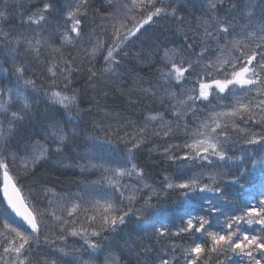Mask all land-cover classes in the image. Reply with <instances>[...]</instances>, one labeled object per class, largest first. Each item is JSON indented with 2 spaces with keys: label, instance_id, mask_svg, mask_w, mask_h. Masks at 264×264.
<instances>
[{
  "label": "snow or ice",
  "instance_id": "snow-or-ice-1",
  "mask_svg": "<svg viewBox=\"0 0 264 264\" xmlns=\"http://www.w3.org/2000/svg\"><path fill=\"white\" fill-rule=\"evenodd\" d=\"M108 6L115 10L101 14L89 10V0H0V192L8 217L0 264H65L66 257L68 264H97L101 254L102 264H206L213 257L215 264L234 258L264 264V0H108ZM134 11L139 19L130 15ZM161 18L173 22L168 35L146 36L152 40L148 48L141 41L130 52L145 26ZM109 26L111 43L101 35ZM69 47L76 55H65ZM101 53L105 63L96 67ZM133 62L150 71L128 87L118 80L119 70ZM81 76L93 92L106 86L120 91L142 121L115 113L124 123L112 129L93 118L114 114L74 86ZM227 93L232 101L223 111L197 116L203 111L197 101H222ZM85 116L103 136L85 131ZM124 127L133 131L121 136ZM181 132L183 144L162 149L169 167H176L155 180L148 165L136 162V151L153 138H179ZM117 142L125 146L122 155L105 158ZM236 145L240 154L230 155ZM77 149L85 162L75 167L100 174L85 181L82 191L60 195L39 178L24 183L37 177L41 165L59 164L66 151ZM173 149L184 151L177 155ZM159 150L153 146L149 153ZM53 155L60 159L51 160ZM170 217L181 224L162 222ZM50 222L58 227L56 240L81 237L84 245L65 243L57 258L34 261L33 246ZM183 236L188 246L162 245Z\"/></svg>",
  "mask_w": 264,
  "mask_h": 264
},
{
  "label": "trees",
  "instance_id": "trees-1",
  "mask_svg": "<svg viewBox=\"0 0 264 264\" xmlns=\"http://www.w3.org/2000/svg\"><path fill=\"white\" fill-rule=\"evenodd\" d=\"M124 1L125 0H113V4L118 5V4L124 3ZM9 2H11V0H9ZM185 2H187V0H185ZM127 3H130V0ZM188 7L189 9H191L192 5L189 4ZM197 7H199L198 4H197ZM94 8L100 9L101 14H103L104 12H113L115 10L114 7L110 8L108 6V0H89V10L91 11ZM257 12L259 13V8H257ZM134 15L137 17V19H139L141 13L136 11ZM100 23H101V20L97 19L96 24H100ZM133 23H135V21L129 20L128 27H132ZM172 23L173 22L169 19L161 18V19L155 20L154 23H150V25H146L145 28L147 30L144 31V34L140 36L138 40H133L132 43L129 44L128 50L130 52L138 51L142 46L141 41H144L143 47L148 48V46L152 43V40H145L146 36L154 38V34H156V35H159L161 39H163L165 35H168L166 28ZM110 32H111V28L109 26L107 32L101 34L107 43H111V41L108 39ZM169 39L174 41V43L177 45L180 43L179 37H169ZM69 53H71L72 55H76V51L72 49L71 47L65 50V55H68ZM103 54H106V53H101L97 55V58L95 60L96 67H103L105 63L102 58ZM233 54L236 55L237 53H233ZM42 55L46 56L47 53L42 51ZM214 57H215V54L213 53L211 58L214 59ZM206 59H208V57H206ZM149 71L150 70L147 69L145 65H142V64H135V62H133V64L124 63L121 65V68L119 70L118 80L124 81L128 85V87H131L132 78H134L136 75L146 77ZM216 78L222 79L223 75L217 76ZM75 79L77 78L74 77V80ZM86 79H87L86 76L79 77V82L75 83L74 86L77 88H80L82 92L87 90L86 91L87 97L95 96L96 99L99 101L101 107L106 108L108 112H112L114 114L113 117H108V118L103 117L102 114L94 115L93 118L103 119L104 124L111 125L112 129H119V126L124 123L123 120L115 116V113H120L122 116H126L133 121H142L143 117L139 115V110H135V111L128 110L127 97L122 96L120 94V91H116L111 86H106V87H102L98 93L93 92L90 88H88ZM192 86H193L192 84L181 85V87H184V88H188ZM117 87H120L119 83ZM123 90L126 91V89H123ZM173 90L177 92L179 91V89L175 87L173 88ZM105 92L107 93V96L104 95ZM221 95L224 97L222 101L217 100L215 98L211 99L210 103L208 102L201 103L197 101V105H196L197 109L203 110V111H198L197 116L202 119L211 111H223L224 110L223 106L229 105L231 103L232 94L227 93V94H221ZM237 95H239V93H237ZM81 107H87V105L81 104ZM40 108H41V111H43L44 105L41 104ZM157 110H161L159 109V106H157ZM166 118H170V117H166ZM85 120H89V125L85 129L86 132L103 136L102 131L98 129L94 130L92 128L90 119L88 116H85ZM189 122L193 128L196 126L193 120L190 119ZM237 122L239 123V121ZM81 126L83 127V122H81ZM241 127H245V125L241 123ZM247 127L252 128L254 131L257 130V127L251 123H249ZM132 131H133L132 128L124 127L123 131H120L119 134L123 136L124 132L130 133ZM185 141H186V138L184 137L182 132L179 134V138H172V139L153 138L151 142L146 143L141 149L136 151L135 153L137 157L136 162L141 167L148 165V167L145 169L148 175L154 177L155 180H161L163 175L165 174V170H167L168 173H171L172 169L176 167V165L174 164H172L171 167H169V164L171 162L167 161L166 158L162 155V149L165 147H168L169 144H172V145L183 144ZM153 146H159L160 150L149 153V149L153 148ZM124 147L125 146L123 142H117L116 144L112 145L111 147L107 149L105 158H107L108 155H111L114 158L119 155H122ZM239 148H240V145H236V147L233 148V150L229 154L231 155L234 152L236 155H239L240 154ZM172 151H173V154L179 155V154H182V151L184 150L173 149ZM23 154H24L23 152L20 153V155H23ZM82 154H83V149H77L75 150V152L71 150L66 151L64 153V156H66L67 159H60L59 157L53 155L51 157V160L55 161V160L60 159L59 164H53L49 162L47 164L41 165L36 170L37 177H30L28 180H25L24 183L28 185L31 183L32 179L39 178L40 184L45 185L48 188L54 189L55 192L60 195H63L65 192L76 193L78 191H82L85 186L84 185L85 181L97 180L99 179V175H100L98 172L94 174L92 172L81 173L80 169L75 167L76 164L78 163L82 164L85 162L83 159L80 158ZM64 165H72V166L64 167ZM188 174L191 175V173H188ZM132 182L134 183L135 181H132ZM26 191L27 190H25V194H26ZM172 199H174V197H172ZM0 202H2L3 204V206H0V240H3L5 236H7L8 234L2 227V223H3V220L8 219V217L4 215V209L6 207L2 201L1 195H0ZM46 204H47V201H44V205L42 206H46ZM58 214L64 216L65 218L71 219V217L67 216L66 212H61ZM197 214L199 213L193 212V215H197ZM82 221H83V217L81 216L76 226L79 227V223ZM162 222L167 223L170 226L172 225L179 226L181 224V221L174 217H170L169 219L164 220ZM149 231H151V229H149ZM53 233L58 235L59 230L57 226H55L53 223L50 222L49 227L47 229L42 230L40 234L39 244L33 246L32 255H33L34 261H40L42 258H57L59 255L57 252V249L60 247H64L65 243L68 248H82V246L84 245L83 239L81 237L69 236L67 238V241L64 242V241L56 240L55 235H53ZM45 235L48 236L47 242L44 239ZM170 243L183 244L184 246H188L190 241L187 236L173 237L171 240L162 241V245L170 244ZM0 251H2V249H0ZM179 251L180 249L178 248L177 254H179ZM171 254L172 253H169V255ZM103 255L104 254H101V257L97 261V264H102ZM84 258L87 259L88 257L85 256ZM70 260H71V257H66L65 264H68ZM237 261L238 259L235 260V258L233 260H225V264H232ZM180 264H183L182 260ZM206 264H215V257H213L211 261H206Z\"/></svg>",
  "mask_w": 264,
  "mask_h": 264
},
{
  "label": "rangeland",
  "instance_id": "rangeland-1",
  "mask_svg": "<svg viewBox=\"0 0 264 264\" xmlns=\"http://www.w3.org/2000/svg\"><path fill=\"white\" fill-rule=\"evenodd\" d=\"M129 0H125L124 1V3H127ZM122 4V3H121ZM134 13H136V11H134L133 13H130V15H134ZM236 260V259H235ZM232 264H243V262L242 261H237V262H234V263H232Z\"/></svg>",
  "mask_w": 264,
  "mask_h": 264
},
{
  "label": "water",
  "instance_id": "water-1",
  "mask_svg": "<svg viewBox=\"0 0 264 264\" xmlns=\"http://www.w3.org/2000/svg\"><path fill=\"white\" fill-rule=\"evenodd\" d=\"M0 195H1V197H3V193L2 192H0ZM3 203H4V205L7 207V203H6V201H3ZM10 210V209H9Z\"/></svg>",
  "mask_w": 264,
  "mask_h": 264
},
{
  "label": "bare ground",
  "instance_id": "bare-ground-1",
  "mask_svg": "<svg viewBox=\"0 0 264 264\" xmlns=\"http://www.w3.org/2000/svg\"><path fill=\"white\" fill-rule=\"evenodd\" d=\"M10 211V210H9Z\"/></svg>",
  "mask_w": 264,
  "mask_h": 264
}]
</instances>
